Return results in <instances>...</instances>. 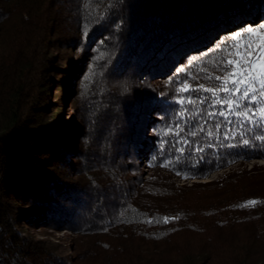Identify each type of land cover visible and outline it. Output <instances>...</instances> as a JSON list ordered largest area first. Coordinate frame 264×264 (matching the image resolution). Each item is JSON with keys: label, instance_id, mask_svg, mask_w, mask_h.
<instances>
[{"label": "trees", "instance_id": "1", "mask_svg": "<svg viewBox=\"0 0 264 264\" xmlns=\"http://www.w3.org/2000/svg\"><path fill=\"white\" fill-rule=\"evenodd\" d=\"M262 16L264 0H0V264H264V169L199 182L264 159V141L230 147L236 123L209 118L207 104L175 115L181 82L216 83L201 67L222 74L216 37ZM57 49L83 66L62 72L81 73L78 150L56 139L57 114L45 120ZM177 122L179 136L158 134ZM140 154L154 175L143 177ZM29 228L69 231L70 254Z\"/></svg>", "mask_w": 264, "mask_h": 264}, {"label": "snow or ice", "instance_id": "2", "mask_svg": "<svg viewBox=\"0 0 264 264\" xmlns=\"http://www.w3.org/2000/svg\"><path fill=\"white\" fill-rule=\"evenodd\" d=\"M84 35H87V30H85ZM217 51L223 55L218 60H213V69L222 74H210L211 70L201 67L204 79L216 83L209 86L200 83L194 87L187 80L181 82L175 98V103L179 105L175 114L176 120L182 121L187 118L189 106L196 109L197 115H200L203 109L202 107L197 108V105L207 104L210 110L204 114L209 118L220 116L229 125L236 123L235 128L229 127L224 132V139L226 140H236L239 137L238 144L229 145L230 147H249L253 141H264V24L259 27L249 26L231 34L227 39L220 42ZM190 92H202L207 95L204 97L185 95ZM221 127V124H215L217 134H219ZM177 129L182 131L179 122L174 127L161 130V133L158 134L179 136L180 131ZM200 130L204 131V127L200 126ZM257 132L259 134H254ZM190 135L196 136L197 133L192 132ZM207 135L211 139L214 133L209 130ZM165 143L167 141H161V151H163ZM182 143H188V141L178 140L173 146L174 151L179 152L181 156L185 150L177 145ZM208 146L211 147L212 145L209 144ZM194 151L200 153L204 151V148L197 147ZM196 166L197 164L191 165L193 168ZM256 203L257 201L254 200L247 201L242 207ZM171 219H176V217H164L163 221L168 223ZM148 222L151 223L152 221Z\"/></svg>", "mask_w": 264, "mask_h": 264}, {"label": "rangeland", "instance_id": "3", "mask_svg": "<svg viewBox=\"0 0 264 264\" xmlns=\"http://www.w3.org/2000/svg\"><path fill=\"white\" fill-rule=\"evenodd\" d=\"M261 24H264V16L258 17L255 20H253V23L251 24H243L242 27L236 30H232L228 33V35H221L217 36V44H220L221 41L228 38L231 34H234L238 31H241L242 29L252 26V27H259ZM67 52V53H65ZM54 54V61H55V67L56 69L49 68L47 71L49 73L46 74V76H50L47 80L48 83V95L54 98H58L57 100L52 99L51 101L53 104H57L56 107L52 108V110L47 111V115H45V120L48 121L51 119L55 114H57L58 124H60L61 132L59 133L58 137L56 139H64L66 141V144L70 148L72 147L74 150H78V130L82 127L81 122L77 120V114L74 109V102H73V96L77 92L78 88V78L81 75V73H77L78 67L80 66V70L82 69V65H78L79 58L76 57L77 53L74 52V50H62L57 49L52 52ZM196 57V55L187 53L185 56L181 59V65L175 66L173 69L174 71L177 69H182L185 65H187L191 60H193ZM58 61L56 62V60ZM73 64V66L78 65L77 69L74 70V72H70V74L66 77L65 74H63V68L67 64ZM67 78V81L65 79ZM59 86V87H58ZM62 86V87H61ZM58 112V113H57ZM148 125L146 126V135L149 136V132H147ZM65 129V130H63ZM60 131V130H59ZM66 145V146H67ZM131 151H133V148H131ZM72 155V153H71ZM139 161H140V170L143 172V177L154 175L155 172L147 170L148 165L145 166L146 160L143 158V156L139 155ZM66 160H69L72 163H76L74 159L68 158ZM145 162V163H144ZM260 170L264 169V159L259 160H252L246 163H241L239 165H235L231 168L220 170L212 175L209 176L207 179H202L199 182H209V181H217L219 179H222L226 174L231 172H237L240 170ZM163 174H165L163 172ZM170 178V177H169ZM74 179V178H72ZM176 185H183L188 186L190 183L185 182L183 177L175 176L170 178ZM30 206V204H28ZM19 207H25L23 205V202H20ZM27 228V227H25ZM30 233L37 235L40 238H46L50 240L51 242H56L61 245V247L64 249L65 252L70 254L71 251V245L69 242H72L73 235L69 231H60L51 228H44V229H38V228H29ZM70 245V246H69Z\"/></svg>", "mask_w": 264, "mask_h": 264}]
</instances>
